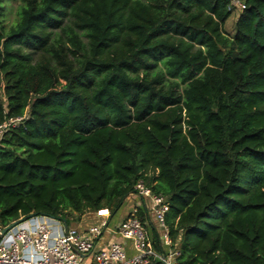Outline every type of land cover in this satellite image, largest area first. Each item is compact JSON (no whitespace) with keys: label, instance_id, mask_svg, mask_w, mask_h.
<instances>
[{"label":"trees","instance_id":"trees-1","mask_svg":"<svg viewBox=\"0 0 264 264\" xmlns=\"http://www.w3.org/2000/svg\"><path fill=\"white\" fill-rule=\"evenodd\" d=\"M10 1L0 227L114 216L142 180L179 264H264V0L231 35L230 0H19L9 23Z\"/></svg>","mask_w":264,"mask_h":264},{"label":"built area","instance_id":"built-area-1","mask_svg":"<svg viewBox=\"0 0 264 264\" xmlns=\"http://www.w3.org/2000/svg\"><path fill=\"white\" fill-rule=\"evenodd\" d=\"M231 10L244 9L243 0H230ZM21 118H14L0 125V139L10 125ZM146 200L159 230L164 253H158L147 234L145 226L137 216V209L122 219L116 232L123 242H112L107 247L97 248L106 221L89 227L86 231L67 226L62 221L46 215H35L18 223L0 236V264H149L151 259L162 264H179L177 251L170 249V239L164 224V214L168 209L164 197L151 192L142 180L134 191ZM96 213L110 217L107 208ZM2 227H0L1 232ZM125 242L130 244L132 254H128ZM87 261V262H86Z\"/></svg>","mask_w":264,"mask_h":264},{"label":"crops","instance_id":"crops-1","mask_svg":"<svg viewBox=\"0 0 264 264\" xmlns=\"http://www.w3.org/2000/svg\"><path fill=\"white\" fill-rule=\"evenodd\" d=\"M130 203V204H129ZM133 208L138 209H144L145 210V216L146 220L144 222L145 229L147 231L148 236H150V230L157 227V223L149 210L148 203L146 200L138 197L135 194H129L124 202L122 207L119 209V211L114 215L110 217H101L96 212H87L83 214L78 220L72 222L70 227L77 228L79 231H86L89 227L95 226L99 224L102 220L106 221V226L104 227L101 236L97 240L96 247L103 248L107 247L112 242H123L119 235L116 232V226L118 223L124 219ZM125 215L123 218L122 216ZM159 233V231H158ZM127 253L130 255L132 254V250L130 247V244L125 242ZM87 262V261H86Z\"/></svg>","mask_w":264,"mask_h":264},{"label":"rangeland","instance_id":"rangeland-1","mask_svg":"<svg viewBox=\"0 0 264 264\" xmlns=\"http://www.w3.org/2000/svg\"><path fill=\"white\" fill-rule=\"evenodd\" d=\"M19 3V0H11L9 3V7L13 8V9H9L7 10L6 13V19L7 22L11 23L14 19V7ZM239 14V11L235 10L232 12V14L230 15V17L226 20L224 26H223V30L226 34L231 35L234 29V22L237 19V16ZM130 204V203H129ZM125 215L122 216V218Z\"/></svg>","mask_w":264,"mask_h":264},{"label":"water","instance_id":"water-1","mask_svg":"<svg viewBox=\"0 0 264 264\" xmlns=\"http://www.w3.org/2000/svg\"><path fill=\"white\" fill-rule=\"evenodd\" d=\"M35 215H36V214L31 213V214H28V215H26V216H22V217L18 218L17 220L12 221L11 223H9L8 225H6L5 227H3V228L1 229L0 236L3 235L6 231H8L10 228H12V227H14L15 225H17L18 223L23 222V221H25L26 219L31 218V217H33V216H35Z\"/></svg>","mask_w":264,"mask_h":264}]
</instances>
